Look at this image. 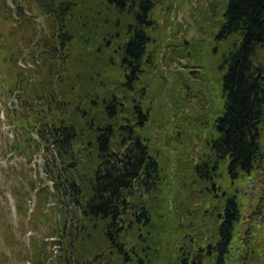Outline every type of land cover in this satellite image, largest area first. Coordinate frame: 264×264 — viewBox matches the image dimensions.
<instances>
[{
	"label": "trees",
	"instance_id": "1",
	"mask_svg": "<svg viewBox=\"0 0 264 264\" xmlns=\"http://www.w3.org/2000/svg\"><path fill=\"white\" fill-rule=\"evenodd\" d=\"M10 2V17H17L14 23L19 27L27 25L25 21L29 19L25 16L35 10L48 19L46 38L34 28L38 33L35 52L39 49V57L47 55L52 62L64 64L62 57L69 56L76 40V28L70 26L74 9L71 1ZM101 3L113 13L130 17L123 35L104 33L101 45L106 59L108 50L116 54L108 59L111 62L114 55L113 62H118L123 81L111 90L100 84L102 94L96 91L93 96L91 75H80L75 70L73 74L54 77V83L63 85L59 86L58 95V91H51L47 100L56 108L51 111L53 121H46L45 117L46 124L38 131V142L44 147L41 154L45 181L52 186L40 185L38 197L40 202H54L49 210L55 215V222L47 227L50 234L46 236L55 241L43 239L39 245L34 243L32 264H155L159 259L148 240V228L151 232L165 221L166 209L164 205L148 206L144 198L158 190L161 167L143 134L151 121V111L144 104L146 91L138 97L134 94L146 69L155 64L149 47L153 43L150 31L156 25V0ZM5 16L0 15V19ZM19 19L24 20L17 24ZM28 31L33 32L32 28ZM83 38L90 51L96 55L102 52V47L89 46L88 37ZM216 40L227 43L228 49L216 54L219 97L212 107L209 154L194 169L217 203L215 210H203L209 212L206 222L192 221L186 238L174 237L167 243L166 254L171 257L166 264H248L263 260V245L258 243L252 224L264 217V57L260 55L264 51V0H227ZM57 50L61 53L53 54ZM52 70L49 68V73ZM17 71L23 85L22 73ZM58 72L55 70L52 76ZM82 96L86 104L82 103ZM69 109L71 113L66 114ZM79 139L86 144L85 155L75 153ZM17 147L22 150L21 145ZM224 164L230 184L252 179L261 171L258 184L262 195L240 237L241 190L228 192L215 183L218 169ZM34 182L30 180L29 193L36 189ZM14 190V195L20 191ZM17 201L20 216L19 197ZM52 246L57 247L56 254L50 251Z\"/></svg>",
	"mask_w": 264,
	"mask_h": 264
},
{
	"label": "rangeland",
	"instance_id": "2",
	"mask_svg": "<svg viewBox=\"0 0 264 264\" xmlns=\"http://www.w3.org/2000/svg\"><path fill=\"white\" fill-rule=\"evenodd\" d=\"M70 1L74 7L70 26L76 28V40L69 56L62 57L66 62L61 64L52 62L47 55L39 57V49L35 52L38 33L42 38L48 36V19L35 10L25 16L29 19L25 21L27 25L19 27L14 23L17 17H10L7 8L10 1L5 0V4L0 0V15H6L0 19V264H32L33 244L39 245L43 239L55 241L46 236L50 234L47 227L55 222V215L49 210L54 202L51 199L40 202L38 197L40 185L52 186L45 181L41 154L44 147L38 142V131L46 124L45 120L53 121L51 111L56 108L47 100L51 91H58L63 85L54 83L57 76L73 74L75 70L80 75H91L93 96L96 91L102 94L100 84L111 90L123 81L118 62H113L116 54L108 50V58L114 54L110 62L101 45L104 33L123 35L130 17L113 13L102 0ZM226 1L156 0L153 12L156 25L150 31L153 43L149 47L155 64L146 69L134 93L138 97L146 91L144 104L151 111V121L143 134L161 167L158 190L144 198L148 206L164 205L166 209L165 221L151 232L148 228V240L159 258L155 264H166L171 257L166 254L167 243L174 237L186 238L191 222H206L217 203L214 194L208 192L209 186L195 174L194 167L209 154L208 141L213 135L212 107L218 103L220 80L216 62L228 49L227 43L216 40V35ZM31 28L32 33L28 31ZM83 37H88L89 46L102 47V52L96 55L90 51L83 44L82 41L86 42ZM260 55L264 57V51ZM49 68L53 69L51 73ZM17 69L22 73L23 85ZM55 70L59 72L52 76ZM76 99L77 96L72 103ZM82 103L86 104L83 96ZM70 113L71 109L66 111ZM84 143L80 139L76 142V155L87 154ZM18 145L22 146L21 151ZM260 173L230 184L225 164L218 169L215 183L219 189L241 190L243 222L238 228L239 237L246 232L249 214L262 195L258 184ZM30 180L35 181L36 189L29 193ZM16 188L20 191L14 195ZM18 197L22 206L20 216ZM262 209L264 212V206ZM252 225L258 243L263 245L260 256L263 260L248 264H264V217ZM239 237L238 241H242ZM56 250L52 246L50 251L56 254Z\"/></svg>",
	"mask_w": 264,
	"mask_h": 264
}]
</instances>
